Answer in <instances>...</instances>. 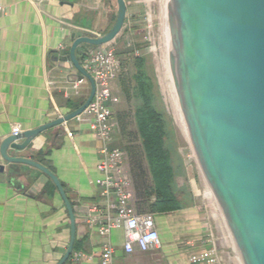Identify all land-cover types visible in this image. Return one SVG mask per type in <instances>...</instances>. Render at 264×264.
<instances>
[{
	"label": "crops",
	"instance_id": "1",
	"mask_svg": "<svg viewBox=\"0 0 264 264\" xmlns=\"http://www.w3.org/2000/svg\"><path fill=\"white\" fill-rule=\"evenodd\" d=\"M125 1L128 15L141 0ZM0 4L4 7L0 14L1 146L15 126L22 131L37 128L75 110L87 99L89 81L75 94L71 84L76 70L65 57L73 34L79 37L92 31L104 35L111 29L117 2L75 0L69 5L58 0H0ZM128 32L125 26L122 33ZM86 45L77 50L79 60ZM115 122L118 131L110 147L125 152L132 204L144 214L138 210L131 175L127 149L131 138ZM90 123L87 116L80 122L73 119L44 131L25 150L10 151L44 164L60 178L76 215L73 253L85 255L78 264H101L103 237L87 223V209L93 204L106 209L107 204L96 182L102 176L98 170L101 143ZM67 129L74 132L73 137L67 135ZM170 152L174 192L181 206L177 211L153 213L161 245L149 251L127 253L124 227L112 229L109 238L115 248L114 264H194L191 256L204 251H215L220 264H235L218 214L210 216L205 211L197 179ZM0 163H4L1 154ZM40 176V171L25 164H10L0 173V264H56L68 247L70 220L64 201L55 185ZM110 201L117 202V197L111 195ZM110 212L115 214V210Z\"/></svg>",
	"mask_w": 264,
	"mask_h": 264
},
{
	"label": "water",
	"instance_id": "2",
	"mask_svg": "<svg viewBox=\"0 0 264 264\" xmlns=\"http://www.w3.org/2000/svg\"><path fill=\"white\" fill-rule=\"evenodd\" d=\"M116 2L111 29L98 37L73 34L65 57L76 70L72 82L91 85L84 103L37 128L7 136L0 146V173L10 164L35 168L64 201L70 240L56 264H65L74 251L73 204L52 170L10 151L25 150L44 131L68 123L88 107L96 84L77 50L116 39L127 16L126 1ZM153 11L157 76L208 185L234 263L264 264V0H153Z\"/></svg>",
	"mask_w": 264,
	"mask_h": 264
},
{
	"label": "built area",
	"instance_id": "3",
	"mask_svg": "<svg viewBox=\"0 0 264 264\" xmlns=\"http://www.w3.org/2000/svg\"><path fill=\"white\" fill-rule=\"evenodd\" d=\"M3 12L4 7L0 4V14ZM87 32V35L92 37L101 36L92 31ZM114 44L115 40L101 46L86 45L82 49L80 62L93 77L96 90L85 111L75 118L79 122L85 116L91 118L90 128L101 143L102 159L98 170L102 176L96 182L101 188V196L107 200L106 209L99 204H93L87 209V223L90 227H96L103 237L101 264H114L115 248L109 235L112 229L118 226L124 227V249L129 254L135 250L149 251L161 245L153 213L139 214L132 204V183L126 169L125 152L120 148H110L117 127L113 106L119 102L118 96L113 94V83L123 67V61L119 58ZM85 82L86 80L72 82L73 92L79 94L81 85ZM21 131L20 126H15L12 130L13 134ZM67 135L73 137L74 132L67 129ZM203 192L206 198H212L208 187L203 188ZM111 195L117 197V202L110 201ZM112 210H115L114 215L110 212ZM84 257L81 252L72 253L68 264H78ZM191 261L194 264H220L215 251L193 254Z\"/></svg>",
	"mask_w": 264,
	"mask_h": 264
},
{
	"label": "trees",
	"instance_id": "4",
	"mask_svg": "<svg viewBox=\"0 0 264 264\" xmlns=\"http://www.w3.org/2000/svg\"><path fill=\"white\" fill-rule=\"evenodd\" d=\"M134 64L131 93L134 98L137 132L131 133V143L127 149L137 207L140 213L160 214L177 211L181 203L174 192V168L170 149L166 146L167 120L156 104L154 84L146 71L144 57H136ZM124 88L125 93L129 95L130 88ZM120 130L124 134L126 126L121 124ZM49 184L54 186L52 181ZM45 189L49 191L48 188ZM68 261L65 264H68Z\"/></svg>",
	"mask_w": 264,
	"mask_h": 264
},
{
	"label": "rangeland",
	"instance_id": "5",
	"mask_svg": "<svg viewBox=\"0 0 264 264\" xmlns=\"http://www.w3.org/2000/svg\"><path fill=\"white\" fill-rule=\"evenodd\" d=\"M134 13H136V15ZM125 26L129 27L130 32H128V35H124L121 30L114 44L118 51L117 54L119 58L123 61L122 70L113 83V94L117 95L119 98V102L113 107L114 118L118 122V127L120 129L121 124L126 126L125 133L129 138L131 137V133L136 134L137 132L134 120V98L131 93V87L134 84L132 76L135 73V58L143 56L145 59L146 71L154 84V92L157 98L156 104L162 112H164L167 120L168 136L166 138V146L175 154V159H177V157L178 159L180 158V161L186 167V172L191 177H195L194 179H197L201 203L204 205L205 211L209 213L210 216H213L217 214L214 202L212 198H206L203 192V188L208 187V185L188 139L172 110L157 76L152 48V35L155 30L153 0H141L139 4L132 6L127 15L124 27ZM147 36L149 39H147ZM124 86L130 88L129 95L125 93ZM84 101L85 99L82 100L80 105H82ZM118 117L121 119L118 120ZM117 131L116 128L115 135Z\"/></svg>",
	"mask_w": 264,
	"mask_h": 264
}]
</instances>
